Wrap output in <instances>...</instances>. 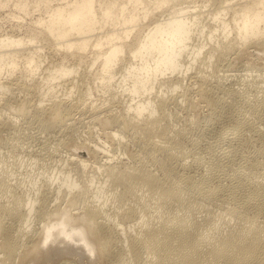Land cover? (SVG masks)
I'll use <instances>...</instances> for the list:
<instances>
[{"label":"bare ground","instance_id":"bare-ground-1","mask_svg":"<svg viewBox=\"0 0 264 264\" xmlns=\"http://www.w3.org/2000/svg\"><path fill=\"white\" fill-rule=\"evenodd\" d=\"M33 2L0 33V264H264V0Z\"/></svg>","mask_w":264,"mask_h":264},{"label":"rangeland","instance_id":"rangeland-1","mask_svg":"<svg viewBox=\"0 0 264 264\" xmlns=\"http://www.w3.org/2000/svg\"><path fill=\"white\" fill-rule=\"evenodd\" d=\"M32 2H31V4H30V13H28V14H25L24 12H20L17 8H15L14 7V5L11 3V5L10 6H7V7H5V8H3V9H0V33L1 34H4V33H6V32H8V31H10L14 26V24H15V22H17V20H20V22H21V25H23V29H26V27H28V25L32 22V19H34L35 17H37V16H40V15H45L46 13H45V11H44V9H39L38 10V8H36L35 6H34V0H31ZM14 12L15 14H17V15H19V16H23V18L22 19H16V18H12L8 13L9 12ZM23 20V21H22ZM28 24V25H27ZM13 26V27H12ZM26 26V27H25ZM19 28H20V26H18ZM17 28V27H16ZM20 30V29H19ZM19 30H17V31H19ZM22 30V29H21ZM22 31H24V30H22ZM21 31V32H22ZM20 32V31H19ZM25 32V31H24ZM23 32V33H24ZM260 56H263V55H261V53H258ZM254 57H256V56H254ZM244 60L245 61H248V59L247 58H244L243 60H241V62H237L236 64H238V65H240V64H242V62H244ZM204 68L203 69H207L208 67H206L205 65L203 66ZM236 67H238L237 65L235 66L234 65V67L232 66L231 68H229L228 69V71H226V73H228V74H231L232 73V75L234 74L235 75V78L237 77L238 79H241L240 78V76L241 77H248V78H251L252 76H250V74H255L256 72L255 71H251V73H250V71H248V70H244V69H242V67H240L239 66V69L240 70H238V68H236ZM197 68H198V65H195V67H194V70L192 69L191 71H193V73L195 72V71H197ZM234 68H235V70H234ZM233 71H232V70ZM242 70V71H241ZM246 71V72H245ZM231 72V73H230ZM236 72V73H235ZM250 73V74H249ZM249 74V75H248ZM244 75H246V76H244ZM193 81H195V80H192V79H190L189 77L187 78V79H185V84H187V85H190V86H192L194 89H196L195 87H197V84H195V82H193ZM196 85V86H195ZM234 86L235 87H241V85L239 84L238 85V83H235L234 84ZM98 95H97V93L95 94V97H96V99H97V102H99L101 99H99L98 97H97ZM194 100L196 101V102H198L199 101V98H198V95H196V94H194ZM103 101V100H102ZM102 101H100V102H102ZM121 104H123V103H121ZM203 105V104H202ZM203 108H205L206 109V107L205 106H203ZM205 109H202V110H205ZM81 114L79 113V114H76L75 116H77L76 118H82V115H84L83 116V118H82V120L86 123V124H84L83 125V123L84 122H82V124H81V126L82 127H80L79 128V133L80 134H82L81 136H87V129H89L88 127V125H89V121H90V117H89V113H88V116H87V112L85 111V113H82V115L80 116ZM85 117V118H84ZM87 117V118H86ZM79 118V119H80ZM89 118V119H88ZM21 123V122H20ZM19 123V124H20ZM88 123V124H87ZM86 126V127H85ZM31 128V129H30ZM83 128V129H82ZM30 132V133H29ZM28 135L29 136H31V142L33 143V141H34V147L37 145V143L35 144V142H37V140H36V137H39L40 136V138H38L39 140V142L41 143V141H47V142H51L50 140H52V142L51 143H53V142H55V140H56V137H57V135H55V134H53V133H51V134H49V133H47V135H46V133H39L38 131H37V129H35V128H32V127H30L29 126V130H28ZM35 133H37V134H35ZM53 134V135H52ZM34 135V136H33ZM41 136H43L44 137V139H43V137H41ZM47 136L49 137V139L47 138ZM46 137V138H45ZM43 139V140H42ZM55 139V140H54ZM41 140V141H40ZM49 140V141H48ZM38 142V143H39ZM39 145V144H38ZM37 145V147L39 148V146ZM36 148V147H35ZM37 149V148H36ZM60 151H58V153L57 154H59V156H65L66 154H67V150L63 147V149L62 148H60L59 149ZM62 150V151H61ZM61 152V153H60ZM64 152V153H63ZM63 153V154H62ZM56 157H58V155H56V153L54 154ZM125 157H126V155H125ZM81 245V244H80ZM85 249V248H84ZM82 250H83V248H82ZM85 250H87V249H85ZM87 252V251H86ZM86 252H85V254H86ZM84 254V253H83ZM82 254V255H83ZM88 254V253H87ZM77 257V256H76ZM79 257V256H78ZM83 259V260H82ZM81 261H83L82 262V264L84 263V264H87L88 263V259H86V257H81Z\"/></svg>","mask_w":264,"mask_h":264}]
</instances>
